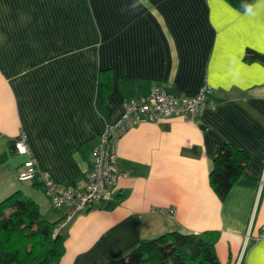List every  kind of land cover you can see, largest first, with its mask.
Returning <instances> with one entry per match:
<instances>
[{"label":"crops","instance_id":"1","mask_svg":"<svg viewBox=\"0 0 264 264\" xmlns=\"http://www.w3.org/2000/svg\"><path fill=\"white\" fill-rule=\"evenodd\" d=\"M249 49L262 59L246 60ZM205 84L215 109L194 123L122 136L117 196L63 228L60 264H107L144 240L206 231L220 233L222 264H264V0L246 11L227 0H0V203L20 192L52 223L67 213L39 175L19 180L21 135L40 173L83 186L126 101L154 88L192 98ZM226 144L251 158L222 201L210 173Z\"/></svg>","mask_w":264,"mask_h":264},{"label":"trees","instance_id":"2","mask_svg":"<svg viewBox=\"0 0 264 264\" xmlns=\"http://www.w3.org/2000/svg\"><path fill=\"white\" fill-rule=\"evenodd\" d=\"M227 1L238 10L246 11L256 0ZM257 59L262 56L249 49L246 60ZM101 78L106 81L107 77ZM250 158L248 151L226 144L213 159L210 181L222 201L242 177ZM59 223L48 221L37 203L20 192L2 201L0 264H60L65 254V239L62 234L54 236ZM219 238V231L170 232L142 241L128 255L107 264H222L216 252Z\"/></svg>","mask_w":264,"mask_h":264},{"label":"built area","instance_id":"3","mask_svg":"<svg viewBox=\"0 0 264 264\" xmlns=\"http://www.w3.org/2000/svg\"><path fill=\"white\" fill-rule=\"evenodd\" d=\"M211 87L205 84L192 98L169 94L162 88H154L147 96L125 102L123 118L114 126H109L101 136L99 146L93 149L92 171L85 185L60 184L53 181L48 173H40L31 152L27 137L21 135L14 142L16 154L26 156L19 180L34 181L39 175L54 208L66 210L65 218L55 228L54 236L61 234L78 215L91 211L98 202L116 198L123 173L118 168V145L122 136L143 122L161 123L170 118H180L194 123L202 110L215 109L209 101ZM261 237L264 238V229ZM250 241L247 236L246 245ZM242 264V260L238 262Z\"/></svg>","mask_w":264,"mask_h":264}]
</instances>
